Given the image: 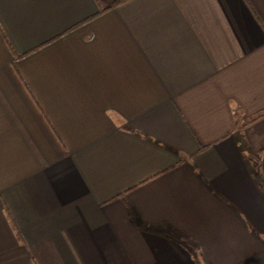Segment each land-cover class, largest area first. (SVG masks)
Returning a JSON list of instances; mask_svg holds the SVG:
<instances>
[{"label": "crops", "instance_id": "crops-1", "mask_svg": "<svg viewBox=\"0 0 264 264\" xmlns=\"http://www.w3.org/2000/svg\"><path fill=\"white\" fill-rule=\"evenodd\" d=\"M116 1L0 0V264H264V0Z\"/></svg>", "mask_w": 264, "mask_h": 264}, {"label": "trees", "instance_id": "trees-1", "mask_svg": "<svg viewBox=\"0 0 264 264\" xmlns=\"http://www.w3.org/2000/svg\"><path fill=\"white\" fill-rule=\"evenodd\" d=\"M124 1H125V0H117L115 3H113V4L111 5V7H113V6H117V5L121 4V3L124 2ZM107 9H108V8H107ZM103 11H104V10H103ZM103 11H100V12L96 13L95 15H93V16H91V17L85 19V20L82 21L80 24L85 23V22H87V21L93 19L94 17H96V16H98L100 13H102ZM10 50H11V48H10ZM11 51H12V50H11ZM30 52H31V51H30ZM30 52L24 53V54H22V55H16L14 52H12V53H13L15 59H20V58H23V57L27 56ZM261 117H264V110L261 111V112H259V113H256V114L253 115L252 117L247 118L244 124H250V123H252V122L258 120V119L261 118Z\"/></svg>", "mask_w": 264, "mask_h": 264}]
</instances>
